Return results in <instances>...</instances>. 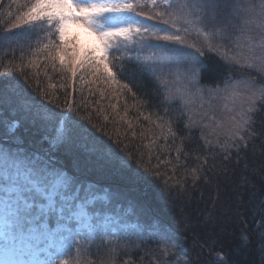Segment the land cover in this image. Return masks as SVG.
I'll use <instances>...</instances> for the list:
<instances>
[{
	"label": "trees",
	"instance_id": "trees-1",
	"mask_svg": "<svg viewBox=\"0 0 264 264\" xmlns=\"http://www.w3.org/2000/svg\"><path fill=\"white\" fill-rule=\"evenodd\" d=\"M238 1L232 0V3L237 4ZM240 1H244L241 9L246 10L261 2ZM27 2L0 0V77H3L0 79V142L5 141L7 126L13 118L19 116L23 120L15 110L16 103L43 99L39 94L42 89L50 94L54 104L63 106L67 99L74 107H81L85 120L90 114L92 124L104 128L107 133L104 139L107 140L108 136L113 138V142L119 139L122 152H131L133 159H139L144 167L161 174L158 180L147 175V183L124 187L112 177L90 168H74L73 157L63 149L57 151L58 163L75 172L76 179L85 189L80 193L84 200L102 196L105 194L103 190L108 189L107 201L97 199L87 205L93 216L92 223H97V209L101 212L98 217L100 224L105 214L118 217L119 223L114 225L117 226L116 231L102 224L101 228H93L89 236L77 227L76 220H60L57 213L49 212L35 223L47 224L48 234L43 236L41 244H47L50 238L52 240L48 250L53 256L46 255L44 251L43 257L51 259L65 252L63 258L67 264H128L129 261L131 264H154L160 249L166 244L168 264H264V253L260 251L264 244L258 239L264 232V110L255 115L258 135L250 140L246 150L241 151L239 164L229 165L235 168L236 174L229 178L234 183L225 187L221 180L205 184L201 179L193 186L195 170L205 157H209L210 162L214 159L217 164L222 159L219 144L227 142L230 117L240 110L243 103L240 98L244 94L243 88L238 90L240 96L235 100L216 98L209 103L205 95L185 108L166 99L152 73L136 67L134 62L115 61L116 64L123 63L127 69L118 78L122 83H128L132 92L97 80L87 66L81 68L77 65L76 77L73 78L70 73L60 70L58 60L55 69L52 62L46 60L47 53L41 49L48 41L42 29L12 28L20 11H26L18 8L17 4ZM179 2L175 0L174 6ZM143 11L149 12L150 9L146 7ZM239 31L240 26L236 24L229 29L232 34L229 39L222 42L230 49V54L237 52L233 41ZM5 36L10 39L5 40ZM74 37L76 39L73 36L67 39L77 43V51H80L81 39ZM187 38L190 43L205 48V55L200 57L204 65L200 69L201 84L223 87L225 80H250L257 85L264 84V73L226 63L215 53L207 52L203 39L195 31ZM163 67L156 61V75L167 78L171 86V72ZM85 103L86 109L83 107ZM206 111L209 117H214L212 120L204 119L203 123L208 127L189 129V117L199 122ZM104 116L108 117L107 121ZM88 127L92 128V125ZM93 133L103 135L98 129H93ZM16 134L24 136L28 147L37 146L34 141L38 137L23 126ZM206 142H210L214 151H208ZM177 148L180 149L179 160L176 159ZM213 171L219 172L220 169L217 167ZM241 177L245 180L242 181ZM173 244L174 248L171 247Z\"/></svg>",
	"mask_w": 264,
	"mask_h": 264
},
{
	"label": "snow or ice",
	"instance_id": "snow-or-ice-1",
	"mask_svg": "<svg viewBox=\"0 0 264 264\" xmlns=\"http://www.w3.org/2000/svg\"><path fill=\"white\" fill-rule=\"evenodd\" d=\"M174 3L175 0H163L162 3H158V0H28L23 5L17 4L18 8L26 11H20L12 28L27 26L42 29L48 41L41 49L47 53L46 60L52 62L54 69L58 60L60 70L70 73L73 78L76 77L77 65L81 68L87 66L97 80L132 92L129 84L122 83L118 78L127 69L123 63L116 64L115 61L134 62L136 67L152 73L166 99L185 108L193 97L203 98L205 95L209 103L216 98L235 100L240 96L238 90L243 88L244 94L240 96L243 103L240 110L230 117L227 142L219 144L222 159L217 164L214 159L210 162V158L205 157L195 170L193 179V186L203 179L205 184L211 180H221L227 187L234 183L230 176L236 174L230 163L239 164L241 151L246 150L250 140L258 135L255 115L264 110V84L257 85L250 80H225L223 87L219 84H201L200 69L204 65L200 57L205 55V48L190 43L187 37L195 31L203 39L207 52L215 53L226 63L240 64L238 56L230 54V49L222 42L229 39V29L236 26L234 21L245 10L232 0H180L175 6ZM146 7L150 9L149 12L143 11ZM161 7L163 11L157 10ZM251 11L255 15L245 19L241 26L258 21L257 27L264 29V0L253 6ZM72 25L87 32L90 37L87 49L77 51V43L66 38ZM4 39L10 38L5 36ZM257 47L264 49V32L258 42L249 38L247 49L252 54L247 67L264 73V57L257 59L253 53ZM145 52L149 54L145 56ZM157 59L162 65H175L177 69H183L176 74L179 84L174 89L167 78L156 75ZM39 94L43 99L16 103L15 110L23 120L19 116L13 118L7 126L5 141L0 142V253L4 257L0 259V264H67L63 258L65 252L49 260L24 259L26 254H30L23 243L26 226L27 231H35L33 225L49 212L57 213L60 220L86 221L90 229L103 227L98 222L99 209L95 212L97 223H91L93 216L86 211L85 200L80 195L85 189L76 179L75 172L58 163L55 153L60 149L73 157L74 168H90L112 177L124 187L147 183V175H151L153 180H158L161 175L159 171L152 172L144 167L139 159H133L131 152H122L119 139L114 142L111 136L104 139L107 136L104 128L92 124L90 114L85 120L81 107H74L67 99L63 106L54 104L50 94L42 89ZM132 94L135 96V93ZM83 107L86 109L87 104ZM112 107L115 108L114 105ZM205 118L214 119L206 111L199 122L189 117L187 126L202 130L208 127L203 123ZM104 120L107 121L108 117L104 116ZM89 124L92 128L88 127ZM22 126L38 137L34 141L37 146L28 147L24 136L16 134ZM93 129H98L103 135H95ZM206 144L208 151H214L210 142ZM176 151V159L179 160L180 149ZM156 167L159 168V164ZM217 167L220 171L214 172L213 169ZM241 180L245 178L241 177ZM103 191L104 195L93 196L87 203L92 204L97 199L107 201L108 189ZM39 226L47 228L45 223ZM258 239L264 244V232L259 234ZM112 251L115 252V249ZM260 251L264 253V247ZM167 253L168 245L165 244L154 264H168ZM49 256L53 254L49 253Z\"/></svg>",
	"mask_w": 264,
	"mask_h": 264
},
{
	"label": "rangeland",
	"instance_id": "rangeland-1",
	"mask_svg": "<svg viewBox=\"0 0 264 264\" xmlns=\"http://www.w3.org/2000/svg\"><path fill=\"white\" fill-rule=\"evenodd\" d=\"M159 1V0H158ZM163 2V0H161ZM239 2V4H238ZM237 2V5L241 6L242 3H244V1H238ZM245 11H242V12H245L243 15L240 14V16L234 21L235 22V25L237 24L238 26H240V29L241 31H239L236 35V37H234V45L237 49V52L235 53H232V54H236L238 56V58H241V63L238 64V65H242L243 67L247 68V63L251 61L252 59V54H250L247 49L249 47V38H252V41L253 42H258L259 41V38H260V35L262 32H264V29H261V28H258L257 27V24L259 23L258 21L255 22V23H251L247 26H244L242 28V24H243V21L249 17H252L255 15L254 12L251 11V8L249 9L247 7V10L246 8H243ZM249 9V11H248ZM140 19H144L143 17H141ZM149 23H153L152 21H149ZM156 24V23H154ZM160 27H167L165 25H159ZM232 35V34H230ZM74 37V36H77L81 39V49H87L88 46L90 45V37L88 36L87 32L82 30V29H78L76 28L74 25L70 26L69 27V30L67 32V37ZM154 42V41H153ZM220 42V41H219ZM253 53L255 55V57H264V49L262 48H255L253 50ZM149 53L148 52H145L144 55L147 56ZM158 61V59H157ZM159 62V61H158ZM159 65L161 67H163V65H167L166 67H163L165 70L168 69V72H171V76H172V83H171V86L173 89L175 87L178 86L179 82L176 81V74L178 71H183V69H177L175 65H168V64H161L159 62ZM162 68V69H163ZM163 69V70H164ZM251 69H254L256 70L255 68H251ZM257 71V70H256ZM260 72V71H258ZM197 99H202L200 97H193L192 100H191V103L194 104L196 102ZM91 199V198H89ZM87 199V200H89ZM87 200H85V208H86V211L89 213V215H92L91 212L87 209V205H89L87 203ZM75 220V219H74ZM100 222L103 224V225H107L108 227H110L113 231H116L117 230V226H114V225H117L119 223V218L118 217H113L112 215L110 214H105L103 215L102 219L100 220ZM44 223V222H43ZM92 223V221H91ZM41 224V223H40ZM39 224V225H40ZM46 224V223H45ZM88 222L86 221H80L78 222V228L86 231V233L90 236L92 231H93V228L90 229L88 226H87ZM39 225H33V227L36 229L35 231H27V228H25V231H24V234H23V243H24V246H25V249H26V252L30 253V254H26L24 256V259H38V260H49V259H46L45 257H43L42 253L45 251L46 252V255H48L49 253V250H48V247H50L52 245V240L50 238V241L47 243V244H41L42 243V240L44 239V235H47L48 234V231L45 229V228H41ZM121 226H124V227H127V226H130V227H134L135 225L134 224H120ZM36 253H39L38 255H36ZM3 255L2 253H0V259H3Z\"/></svg>",
	"mask_w": 264,
	"mask_h": 264
}]
</instances>
